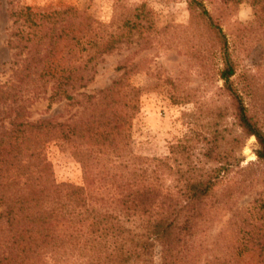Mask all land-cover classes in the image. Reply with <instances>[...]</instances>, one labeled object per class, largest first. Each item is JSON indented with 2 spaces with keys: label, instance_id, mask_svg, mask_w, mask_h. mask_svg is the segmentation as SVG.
Returning <instances> with one entry per match:
<instances>
[{
  "label": "trees",
  "instance_id": "16d2710c",
  "mask_svg": "<svg viewBox=\"0 0 264 264\" xmlns=\"http://www.w3.org/2000/svg\"><path fill=\"white\" fill-rule=\"evenodd\" d=\"M205 1L186 0L188 23L178 32L157 28L144 3L115 0L103 23L71 6L35 12L10 2L5 45L12 58L0 79V264H241L245 242L225 241L222 229L210 241L209 232L224 212L228 225L242 221L236 200L258 181L248 170L264 164V128L233 79L237 63L217 0H207L211 8ZM255 14L264 20V4ZM235 25L237 35L246 28ZM1 34L0 16V46ZM133 35L137 47L114 68L119 77L85 91L98 60ZM192 36L198 39L189 56L221 81L225 108L215 109L199 146L184 137L166 156L136 155L130 127L141 89L127 76L144 64L134 57L154 43L191 44ZM41 101L47 108L63 102L65 112L33 118ZM228 116L242 138L256 142L254 162L235 176L229 175L239 138L223 122ZM49 142L79 163L81 184L56 180ZM253 202L264 209V198ZM249 241L264 248V237Z\"/></svg>",
  "mask_w": 264,
  "mask_h": 264
},
{
  "label": "rangeland",
  "instance_id": "374dc122",
  "mask_svg": "<svg viewBox=\"0 0 264 264\" xmlns=\"http://www.w3.org/2000/svg\"><path fill=\"white\" fill-rule=\"evenodd\" d=\"M123 1L128 4L144 3L157 28L171 25L174 26L172 31L178 32L182 25L188 23L186 0ZM252 1L242 0L233 4L231 0H217L215 6L218 10L215 12L221 15V24L227 32L230 49L237 63L233 79L245 102L264 128V20H258L255 14L264 4V0ZM10 2L29 6L35 12H48L71 6L108 23L115 0H0V79L5 78L12 58L11 51L5 45L11 23L8 16V7L12 4ZM205 2L211 8L208 1ZM235 23L246 26L240 35L236 34L238 26H234ZM193 37L191 44L174 41L168 47L154 43L151 48L134 57L133 61L140 60L144 64V68L127 76L132 84L141 89L140 110L130 127V147L136 155L166 156L170 144L184 137L189 138L190 144L199 146L197 138L211 132L215 109L225 108L226 99L219 87L221 81L211 78V74H206L189 56L193 43L198 39ZM136 43L133 35L129 43H121L118 50L103 55L98 60L94 81L85 91L104 88L117 79L121 72L114 69L116 64L124 56L134 52ZM216 63L217 60L214 59L213 64ZM206 70L210 72L208 66ZM64 112L63 102L53 103L47 108V102L41 101L32 107L33 118ZM223 122L230 125L232 134L239 138L234 147L235 157L232 159L235 166L229 175L235 176V172L254 162L256 142L253 136L242 138L239 128L231 123L229 116ZM226 147H229L228 143ZM45 151L57 181L82 183L80 165L66 151L61 150L54 142L47 143ZM248 171L256 173L258 181L247 194L237 197L236 208L242 214V221L239 225H228L229 213L224 212L214 222L209 237L210 241L214 240L222 229L225 241L245 242L239 249L242 253L241 264H264L259 256L260 252L264 254V248L261 249L259 245L249 241L252 236L264 237V209L260 207V202H253L254 198H264V164H253ZM162 254L156 249L155 258L161 259Z\"/></svg>",
  "mask_w": 264,
  "mask_h": 264
}]
</instances>
